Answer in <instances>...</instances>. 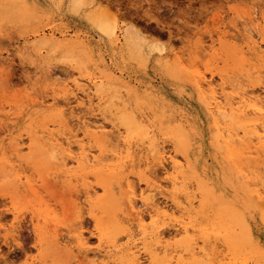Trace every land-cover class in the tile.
<instances>
[{"label":"rangeland","instance_id":"1","mask_svg":"<svg viewBox=\"0 0 264 264\" xmlns=\"http://www.w3.org/2000/svg\"><path fill=\"white\" fill-rule=\"evenodd\" d=\"M95 20L104 22L109 28L113 26L114 32L102 31ZM44 40H48L47 43ZM192 69L204 75V79L213 86L224 87L226 92L254 88L255 93L264 98V0H0V264H130V257L123 254L127 252V245L132 243L138 244L143 264H147L141 247L142 240H152L154 232L161 228L163 231L160 229L162 232L159 236L163 233L165 237L162 235L161 238L166 240L164 243L167 242L168 246L177 243L179 248H188L194 240L201 244L205 232L212 233L214 225L211 222L218 219L219 210L223 212L229 228L244 221L250 228L251 242L244 238L232 240L233 248L227 242L223 243H226L225 246L222 244L220 239H226L223 236L214 238L210 234V241L215 240L208 244V249L212 250L214 245L216 249L219 247L218 250L224 248V253L232 258L230 263L264 264V210L257 208L247 195L250 186V189L256 187V184H252L253 176L259 186V175H263L264 181V153L249 154L240 162L226 153L217 135L214 118L208 110L207 85L203 83L202 91L194 85ZM78 71L104 84L99 103L105 110L114 112L113 118V115L115 118L128 117L132 110L149 112L157 124L156 131L163 138L158 139L163 142L159 141L160 147H164H161L162 154L169 150L170 154H166L176 158L187 154L189 163L178 168L182 169L183 178L180 177L182 182L176 188L180 187L177 190L182 195H197L191 219L185 218L187 224L193 226L189 229L191 232L188 231L192 234H189L190 237L188 233L180 234L176 230L173 234L175 220L163 223L160 219L159 223L156 221L152 224L149 217L139 222L140 227H148L145 226L147 236L142 235L136 224L137 219H124L128 208L123 202L124 187L120 184L122 180L118 179L117 169L108 171L105 165L99 170V165H84V169L87 167L89 170L85 169L87 172L84 173L90 174V178L87 176L85 179L83 166L68 159L67 151L51 148L45 135L51 130L60 134L64 129L60 125L62 121L77 125V122L80 123L77 118L83 115L90 120L100 121L87 114L86 108L78 107L69 91L65 93L62 90L64 86L70 87L67 84ZM96 100L93 98L98 103ZM122 100L128 104V109H122ZM117 119L119 130L106 124L113 146L119 144L118 147H121L123 136H132L129 140H137L135 143L140 142V146L137 145L141 147L142 139H145L141 138L140 131L129 133ZM229 123L227 125L234 127H230L232 131H240L239 136L243 135L241 124L237 128L238 122ZM120 124L125 126L124 129ZM78 135L82 136L78 133L76 138L81 139ZM8 142L15 143L17 156L10 152L12 147ZM148 144L145 141L143 148ZM113 146L108 145L107 148ZM73 148L74 153L79 151L74 145ZM145 150L151 155V160L162 155L150 147ZM171 151L175 152L172 154ZM61 153L64 154L61 155L62 160L67 159L64 167L72 178L75 173L77 175L72 182L71 177L70 180L69 176L61 175ZM167 155H164L165 159L162 158L164 163L154 158V163L143 166L146 172L141 166L133 168L132 172L142 169L132 177L137 194L145 188L144 179L160 183L168 197L156 193L154 200L165 208L167 204L172 207L170 194L173 190L166 180L172 171ZM48 156H51L50 161L47 160ZM255 156L259 159L255 160ZM249 157L252 159L249 160ZM16 159L22 162L16 166L18 171H24L22 175L28 176L36 189L35 193L24 179H21L24 181L22 185L21 180L15 179L16 173L9 171V165L5 162L16 163ZM119 160L109 158L104 163L110 165L113 162L110 166L117 168L121 165ZM49 167H53L52 170ZM128 168L132 169L123 167L124 172H130V175L133 170L127 171ZM72 170H75L74 173ZM245 174L249 177H243ZM75 179L79 183L89 179L92 185L90 189L95 187L96 193H90L93 198H89H92L91 205L96 208L95 211L84 203V195L81 197L84 201L79 200L75 204V195L82 193L79 188L81 184L77 188L72 187L78 184ZM62 180H66L64 184ZM105 182H108V192L101 186ZM99 205L103 208H98ZM180 215L181 211L173 214L177 219ZM79 229L83 239L84 236L86 241L88 239L87 244L77 239ZM98 229L103 232L102 242L97 238ZM235 229L240 232L238 229L242 228ZM127 231L131 232V236H125ZM175 234L182 236L178 238ZM166 256L159 252L155 264H168L170 255ZM184 259V264H217L213 258L208 261L206 257L198 255Z\"/></svg>","mask_w":264,"mask_h":264},{"label":"bare ground","instance_id":"2","mask_svg":"<svg viewBox=\"0 0 264 264\" xmlns=\"http://www.w3.org/2000/svg\"><path fill=\"white\" fill-rule=\"evenodd\" d=\"M95 21H96V25L102 31L114 32L113 26L109 28L104 22L98 21V20H95ZM55 32H54V34H55ZM54 39H56V38H54ZM44 41H45V43H47L48 40H44ZM51 42H52V40H51ZM55 42L56 41H54L53 43H55ZM77 45L78 44H76L75 46H77ZM66 74H69V73L66 72ZM193 77L195 78V80H192V81L195 82L194 85L199 90H201V91L203 90V86H204L203 83H206V85H207V88L206 87L205 88L208 89V93H207L208 95L206 96L207 97L208 110H210V113L212 114V116L214 118V125H215L216 130H217V135L220 138L221 143L223 144V146H224V148L226 150V153L229 154V156L231 155V157L234 158V159L235 158H238L239 159V162H240L241 158H247L249 156V154L255 153V154H258V155H262V153H264V98L262 97V95L260 96V94L255 93V90L256 89H254V88H251V89L248 88L250 90H248V89L245 90L243 88L244 89V90L242 89L243 91H236V89H234L233 91L226 92V90L224 89V87H222V86L215 87V86H213L211 84V82H209L208 80L206 81L205 80L206 79L205 76L199 74L198 72H196L195 69L192 72V78ZM67 85H69L70 87L64 86L62 88L63 92L67 93L69 91L68 93H70L71 96L75 99L76 105L78 107H80V108H82V107L86 108L87 109V114H89L91 117H94L97 120L99 119L100 121L90 120L87 117H85V115H83L82 117H79V118L76 117L77 118V121L80 119L79 120L80 123L77 122V125H75V124H73V125L70 124L69 125L66 121H62V123L60 124V121H61V117H60V121H58L59 120L58 119V120H56V122L58 121V123L61 126L64 127V129H62L61 133L60 134H55V132L53 133V130H51L52 132L48 130L49 132H47L46 133L47 135H45L46 136V140L50 144L51 148H53V149L56 148L57 149V147H58L61 150L63 149L64 151H67L66 153H67V156L69 157L68 159L74 160V161L78 162V164L80 166L81 165L83 166V169H84V165H87V166L88 165H91V166L92 165H94V166L95 165L96 166L99 165V167L97 166L99 170H102V167L105 166V165H106L105 166L106 167L105 169H107L108 171H115L117 169V171L119 172V175H120V178H119V175H118V179H121L122 180V183L123 184L122 183H120V184H121V186L124 187V189L122 187V189L124 191L123 194H125V196L123 198V202H125V204L127 205L126 209L128 208L127 209L128 210L127 211L128 212L127 213V216H125L126 214L123 213L124 214V217H125L124 218L125 220L127 219L129 221L131 219H137L138 220V223H136V224H137V226L139 225V227H140L139 222L142 223L143 221L146 220L145 218H147V217L150 218L149 220H150V222H152V224H155V222L156 221L158 222V220H160V219L163 220L162 221L163 223L166 222L167 220H175V222L173 223V226L175 227L173 234L176 233V231H177V233H180V234L183 233L185 235L188 233V236H189V234H191L190 233L191 231L189 229H190V227L193 228V226H189L187 224L188 221L185 218H187L189 220L191 219L192 214L194 213L195 208H196L195 207V204H194V199L197 198L196 197L197 195H193V196H191V195L189 196L188 194L182 195L177 190L180 187L178 186L179 188H176V186L178 185V183L179 182H182V180L180 179V177H182V169H178V168L181 167V166H183L186 163H189L187 154H185V153L184 154H181L180 155V158H178V157L176 158L175 156L167 155L166 153H169L170 154V150H169V152H166L167 151V150H165L166 148L164 149L165 152H166V153L164 152L165 153L164 155L165 156L166 155L168 156L167 158H169V161L171 163L169 165L172 168L171 173L166 176V180L168 181L169 184H171V186L173 188V190L171 191V194H170V201L172 203V207H169L168 204L167 205L164 204V205L167 206V208H165L164 206L160 207L158 205V203L154 200V196H155L156 193H161L164 196H167L165 190H163L161 188V186L159 185L160 183H158V182H157L158 183L157 184L154 181H150V180H145L144 179L145 188L144 189H141L138 192V194H137V186L135 185L134 179L132 178V177H134V174L135 173L138 174V172L140 170L142 172V169H143V171H145L143 166L147 167L148 165H150L151 162L154 163V160L157 159V158H159L160 160H162L163 161V162L161 161L162 163H164V161H165V160L162 159V158L165 157L162 154L163 151H161V147H163V146L161 145V147H160V145H159L160 142H162V141L158 140L159 138H162V135L160 137V134L155 129V127L157 126V124L155 122V119L151 118V115L148 114L149 112L142 111V110H137L135 112L132 110V114L129 115L128 117H123V116L122 117H117L116 116V118H115V115H113L114 116V118H113L112 117V114L114 112H112L111 110H105V108H103L101 106V103H99V101L102 100V97H101L100 94L102 93V91L104 89V84L101 81L98 82L97 78L83 76L79 71L77 72V75L74 76L70 80V83L67 84ZM104 92H105V90H104ZM93 98H95V100L97 98L98 99V103H95L93 101ZM122 101H123V103L125 102L124 100H122ZM96 102H97V100H96ZM123 103L121 104V105H123V108L122 109L123 110L124 109H128L129 108L128 107V104L126 102L124 104ZM118 104H120V102ZM119 108H121V107H119ZM233 118H235L236 120L235 119L233 120ZM115 119H117L119 121V123L125 125L126 127L125 126H123V127H125L129 131V133H131L133 131L134 132L140 131L139 134H142L141 135L142 137L140 135L139 136L141 138H144L145 139V140L142 139L141 147H139L140 146V142L137 143V144H139V146L135 143V142H137V140L135 142H133L134 140L133 141L132 140H129V138L132 137V136H129V135H128L129 137H127V138H125L123 135H121V136H123V139L121 140L122 146L120 145L121 147H118L119 144H118V146L117 145H114L113 146L114 143H113L112 139L110 138L111 133L109 132L108 128L106 127V124L108 123L112 127L118 129V125L119 124L115 121ZM228 119L231 122L232 121L233 122H238L239 124L237 123V128L241 124V126L243 127L242 128L243 135L239 136L240 131L238 133L237 130L236 131H232L230 129V127L232 125L231 126L230 125H227L230 122V121H227ZM121 124H120V126H121ZM233 124H235V123H233ZM231 128L233 129L234 127H231ZM48 129H50V128H48ZM119 129H120V127H119ZM246 129H248V130H246ZM45 132H46V130H45ZM119 132H121V131H119ZM124 132H125V130H124ZM78 133L82 135V136H79L78 135L81 139H77L76 138ZM125 135H127L126 132H125ZM217 135H216V137H217ZM137 136H138V133H137ZM40 137H42V136L40 135ZM10 138H11V135H10ZM35 140H36V138H35ZM36 141H34V142H36ZM145 141H147L149 143L148 144V147H150V149L153 148L159 154H162V155H159V156L157 155L156 158L154 157L155 159L152 157L153 160H151V158H150L151 155H148L147 154L148 152L147 153L145 152L146 151L145 149H147L148 147L145 148V146H146L145 144H144L145 145L144 148L142 146V144ZM163 141L165 142V140H163ZM12 142H10V143L8 142L11 145V147H12L10 152L14 156H17L16 153H15L17 151V147H16V145H14L15 143H12ZM32 144H33V142H32ZM38 145H40V144H38ZM73 145L76 146L77 149L79 150L77 153H74V151H73V149H74L73 148ZM108 145H110V146L112 145L113 147L112 148L109 147L111 149H108L107 148ZM28 147H30V146H28ZM21 148H23V147H21ZM21 148H18V149H21ZM46 148L48 149V147H46ZM42 151H44L43 147H42ZM49 151H50V149H49ZM51 151L53 152V150H51ZM151 152H153V151H151ZM171 152L173 154V152H175V151H171ZM158 153H156V154H158ZM177 153H179V152H177ZM17 154H19V153H17ZM57 155H58V153H57ZM57 155L55 157H58ZM61 155H64V154H62V153L60 154L61 161H59V163L61 162L60 165L62 167L61 168V171H60L61 172V175H63L64 177L65 176L66 177L69 176V179L71 180L72 174L65 168L66 167L65 164H66V160L67 159L66 160L65 159L62 160L63 158L61 157ZM154 156H156V155H154ZM177 156H179V155H177ZM50 157L48 156V159H47L48 161H50ZM63 157H65V156H63ZM10 158H11V156H10ZM109 158H119L120 159L119 161L121 162V165L119 164L120 166H118L116 168L114 166H110L113 163L112 161H110V163L112 162L110 165L104 163V160L105 159L106 160L107 159L109 160ZM250 159H252V158L249 157V160ZM258 159L259 158L255 159V160H258ZM14 161H18V162H16V163H14V162L12 163L11 162L9 164L7 162H5L7 165H9V171H11V173H16L15 174V176H16L15 179H19V181L21 179H24L25 183H27L29 185V187L32 189V191H34V193H35L36 192V189H34V186L31 184V180L28 179V176L26 177L25 174L22 175L23 172H24L23 170H21L23 172H20V171H18V168L16 167L17 165L18 166L21 165V163H22L21 160L20 159H18V160L16 159ZM114 161H115V159H114ZM166 161H168V160H166ZM232 161H233V159H232ZM106 162H109V161H106ZM239 162H237V163H239ZM56 163H57V161H56ZM70 163H72V162H70ZM51 164H54V163L52 162ZM78 164H77V166H78ZM242 164H243V162H242ZM55 165H53V166L55 167ZM64 165H65V167H64ZM115 166H116V164H115ZM125 166H129V167L132 168L131 170H133V171H131L130 168L127 169V171H129V170L131 171V174H132V172H134L135 167L138 168V167L141 166L142 169L137 170V168H136V170L138 172L133 173L132 174L133 176L130 177V175H131V174L129 175L130 172L129 173H127V172L125 173L124 172L123 167H125ZM88 167H90V166H88ZM95 167H93V168H95ZM22 168H23V166H22ZM49 168H51V167H49ZM52 168H51V170H52ZM54 169H53V171L56 170V169L55 170ZM71 169H72V167H71ZM85 169L83 170V173L87 170V169L86 170ZM149 169H150V167L147 169V171H149ZM244 169H243V172H246L247 173V171L246 170L244 171ZM82 170H81V167H80V171H82ZM238 170H240V169H238ZM72 171H73L72 173H74L75 170H72ZM87 171H89V170H87ZM56 172L58 173L59 172V169H57ZM238 172L239 171H237V173ZM48 173H51V171H49ZM53 174H54V177H55L56 174L55 173H53ZM97 174L99 175V173H97ZM252 174H255V173H252ZM88 175H90V174L89 173L88 174L86 173L85 176L83 175L84 176L83 178H85V177L87 178ZM248 175L250 176V174H248ZM248 175L245 174V175H243V177H246V176L249 177ZM78 176H79V174H78ZM150 176H151V174H150ZM262 176L263 175H259V182H261V186H259L260 184L259 185L257 184L256 179L254 181V178H256V177L253 176V179H252L253 182H252V184L254 183L253 184L254 186L256 184V187H254L253 189H250V187H251L250 186L249 187V190L248 189H247L248 191L246 190L247 193H249V194H247V193L246 194L250 196V199L256 204L255 206L257 208H260L261 210H264V181L262 179ZM64 177H62V178L64 179ZM75 177H77L76 173H75ZM75 177L72 178L73 180H71V182L74 181V178ZM88 177L90 178V176H88ZM189 177H190V175H189ZM62 178L60 177L59 179H62ZM81 178L79 177V179H81ZM115 179L117 180V177H115ZM246 179L248 180V178H246ZM19 181H17V182H19ZM64 181H66V180H64ZM64 181H63V184H64ZM86 181L84 180L83 181L84 183H79L77 181L78 184L76 183L75 185L72 186L73 188H77V187H79V184H81V187H79V188L82 191L81 194H76L75 195L74 201H75V204H76V202H78L79 200H81V197L84 195L85 201L82 199L84 201V203L86 205L90 206L89 209H93V211H95L96 208L95 207L93 208L92 205H91V201H92V198H93L92 195H94V193H96V191L94 190L95 187L93 186V188L90 189V187L92 185L88 182L89 179L87 181L88 184H87ZM155 181H156V179H155ZM23 182L21 180L22 185L24 184ZM67 182H68V178H67ZM21 183H19V184H21ZM106 183L108 184V182H105V183H102L101 186H102V189H104V191H107L108 192L109 189H108ZM66 185H68V184H66ZM188 185L190 186V183ZM240 187H241V185H240ZM25 188L27 189L28 187H25ZM73 188H71V189H73ZM246 188H247V186H246ZM96 190H97V188H96ZM201 190H202V188H201ZM243 190H244V188H243ZM202 191H204V190H202ZM120 192H122V191L120 190ZM244 192H245V190H244ZM137 195H138V197H137ZM179 196H181V198ZM90 197H92L91 200L89 199ZM94 205H96V204H94ZM96 206H98V204ZM98 208H103V207H102V205L101 206L99 205ZM219 209L220 208H218V210ZM102 210H104V209H102ZM168 210H169V212H168ZM93 211L91 210L92 216H93V218L96 219L95 214H94ZM175 211L176 212L181 211V215H180L179 219H177V218H175L173 216V214H174ZM204 211H206V210H204ZM80 212L81 211H79L78 213H80ZM44 213H46V211ZM78 213L76 212V214H78ZM262 214L264 216V211L262 212ZM78 216H79V214H78ZM214 216H213V218H214ZM263 216L261 215V218H263ZM216 217H218V219ZM216 217L215 218L217 219V221H216V219H214L216 223L213 221V219H212V222H211L214 225V226L212 225L213 226V228L211 230L212 233H210L206 229L208 232H205V235L204 236L202 235L203 238L201 236V238H202L201 239V244H199L197 241L194 240L192 242V245L191 246H188V248H179V246L176 245L177 243L174 244L173 242H172V244H174V245L168 246V243L167 242H166L167 244L164 243V241H166V240H163L164 238H161V236L163 235V233L161 234V236H159V234L163 230L160 227H158V228H160L162 231L160 229H158L157 231L153 230V232L155 231L154 234H153L155 237L152 240L146 242L145 241L146 238H145V240H142L141 241V243H142L141 244V247L143 248L144 254L146 255V259L148 261L147 264H155L156 258H157V255H159V252H162L164 254V256L170 255L169 256V259H168L169 260V263L168 264H184V262H185V259L184 258L185 257L195 258L197 255L200 256V257H206L208 259V261H210L213 258V259L216 260V263L217 264H224V263H226V264H231V263L232 264H237L235 261H232L231 263L229 262L232 258L229 257L227 254L224 253V251H223L224 248L223 249L221 248V250L223 251L224 254L221 252V250H218L219 247L216 249L215 248V245H214L213 248L210 247V248H212V250L208 249V244L213 240L212 239L210 241V239H209V237L211 238L210 234L211 235H214V238H217L215 236H219V235L223 236V239L226 238V239H224L226 241L220 239V241H223L222 244L224 242H227L228 245H231V247L234 248V246L231 244V241L232 240H238V241H240V239L244 238V240L246 239V240H248V241L251 242V240H250V234H249V231L250 230H248L250 228H247L246 223H244V221H241L239 223H236L237 226H234L233 228L232 227L229 228V226H226L227 224L224 221V214H223V212L221 210H219L218 215ZM164 219H166V220L164 221ZM118 221H119V219H118ZM208 221H210V220L208 219ZM160 224H162L161 221H160ZM162 225H160V226H162ZM145 226L147 227V225H144V226L141 225L140 228L138 227L139 228V231L142 233V235H146V233H147V230L146 229L148 227L146 228ZM156 227H157V224H156ZM238 227L242 228V229H238V230H240V232L239 231L236 232V229L235 228H238ZM80 228H82V227L80 226ZM204 228H206V227H204ZM152 229H153V227H152ZM204 230H203V232H204ZM77 231H78V238L77 237L76 238L78 240L80 238V240L82 241V244H84V243L87 244L88 243L87 242L88 239L86 241V237L85 236H84L85 240L83 239V236H82V233H81L82 231L80 233H79L80 229L77 230ZM150 231H152V230H150ZM188 231H190V232H188ZM102 235H103V232H101V230H99L98 231V234H97V238L99 239V242H102ZM76 236H77V234H76ZM125 236H127V237L131 236V232L130 231H127L126 234H125ZM151 236H149V239H150ZM176 236L178 238H181L180 236H182V235L179 236V234H178ZM163 237H165V236L163 235ZM171 237L172 236H170V238ZM173 237H175V236H173ZM170 238H169V240H170ZM191 238H193V237H191ZM178 241H179V239H178ZM190 242H188V243L191 244ZM247 242H245L246 245H247ZM250 242H248V243H250ZM213 243L214 244H217L219 242H217V243L213 242ZM169 244H171V242ZM225 244H223V245L225 246ZM113 245H114V243H113ZM251 245L252 244H250L248 246H251ZM211 246H213V245H211ZM254 246H256V245H254ZM182 247H184V246H182ZM256 247H258V246H256ZM254 248L255 247H253V249ZM228 249H226V251L228 250V252H230V247ZM256 249L259 250L258 248H256ZM126 250H127V252L125 254H123V253L122 254H123L124 257H126V256L127 257L129 256L130 257V259H131V263L130 264H143V260L141 258L143 255H140V253H139L140 252V248H139L138 244L132 243L131 245H127ZM250 250L252 251V249H250ZM98 251L99 252H102L101 250H98ZM233 252L234 251H232V254H233ZM257 253H258V251H257ZM232 254H231V256H232ZM214 257H216V258H214ZM233 257H234V254H233ZM234 258H236V257H234ZM215 260H213V261L215 262ZM159 262L162 263L161 261H159ZM102 263L105 264V262H102ZM163 263H164V260H163ZM188 263L189 262H187L186 264H188Z\"/></svg>","mask_w":264,"mask_h":264}]
</instances>
